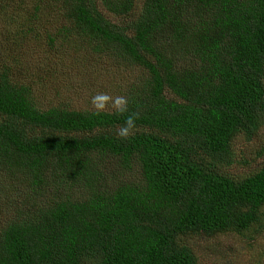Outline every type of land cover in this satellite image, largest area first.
I'll return each mask as SVG.
<instances>
[{"label":"trees","instance_id":"trees-1","mask_svg":"<svg viewBox=\"0 0 264 264\" xmlns=\"http://www.w3.org/2000/svg\"><path fill=\"white\" fill-rule=\"evenodd\" d=\"M45 2L63 16L50 44L138 73L117 113L42 107L0 70V175L29 198L0 227V264H199L190 235L264 233V159L225 171L264 128V0Z\"/></svg>","mask_w":264,"mask_h":264},{"label":"rangeland","instance_id":"rangeland-1","mask_svg":"<svg viewBox=\"0 0 264 264\" xmlns=\"http://www.w3.org/2000/svg\"><path fill=\"white\" fill-rule=\"evenodd\" d=\"M62 23L63 16L45 0H0V70L9 67L14 80L32 86L42 107L95 109L91 98L97 93H107L113 100L125 96L138 71L123 69L75 38L59 37L53 46L49 36L57 37ZM114 108L109 101L104 109ZM234 146L236 161L227 166L228 174L242 177L260 170L264 155L257 153L264 147V128L252 140L241 134ZM13 186L6 175H0V227L29 199L25 190L17 193ZM188 241L199 264L264 263V233L253 240L229 230L213 236L193 234Z\"/></svg>","mask_w":264,"mask_h":264},{"label":"clouds","instance_id":"clouds-1","mask_svg":"<svg viewBox=\"0 0 264 264\" xmlns=\"http://www.w3.org/2000/svg\"><path fill=\"white\" fill-rule=\"evenodd\" d=\"M109 101L113 102V106L115 107L117 113H124L127 111L128 100L124 96H117L113 100V98L107 93H97L91 98V103L97 112L102 111L107 106ZM134 127L135 119L134 116L130 115L125 120L124 125L118 129V135L121 138H127Z\"/></svg>","mask_w":264,"mask_h":264}]
</instances>
